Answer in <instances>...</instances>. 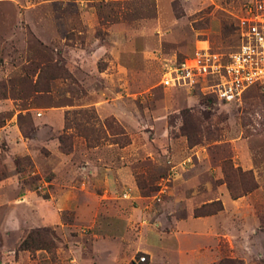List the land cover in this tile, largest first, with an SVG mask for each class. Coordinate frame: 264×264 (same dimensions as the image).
<instances>
[{"label": "rangeland", "instance_id": "rangeland-1", "mask_svg": "<svg viewBox=\"0 0 264 264\" xmlns=\"http://www.w3.org/2000/svg\"><path fill=\"white\" fill-rule=\"evenodd\" d=\"M248 1L0 0V264H264V85L159 80Z\"/></svg>", "mask_w": 264, "mask_h": 264}, {"label": "built area", "instance_id": "built-area-1", "mask_svg": "<svg viewBox=\"0 0 264 264\" xmlns=\"http://www.w3.org/2000/svg\"><path fill=\"white\" fill-rule=\"evenodd\" d=\"M235 25L238 44L232 50L203 46L190 55L165 59L160 85L200 90L224 102L240 100L250 88L264 85V0L245 3ZM120 196L130 199L132 190L125 188Z\"/></svg>", "mask_w": 264, "mask_h": 264}, {"label": "crops", "instance_id": "crops-1", "mask_svg": "<svg viewBox=\"0 0 264 264\" xmlns=\"http://www.w3.org/2000/svg\"><path fill=\"white\" fill-rule=\"evenodd\" d=\"M4 99H6V98H4ZM2 101H3V100H2ZM53 114H54V112H53V113H50V115H49V116H51V117H52V116H53ZM122 191H123V190H122ZM128 200H129V199H128Z\"/></svg>", "mask_w": 264, "mask_h": 264}, {"label": "trees", "instance_id": "trees-1", "mask_svg": "<svg viewBox=\"0 0 264 264\" xmlns=\"http://www.w3.org/2000/svg\"><path fill=\"white\" fill-rule=\"evenodd\" d=\"M62 138V137H61ZM62 141V140H61Z\"/></svg>", "mask_w": 264, "mask_h": 264}]
</instances>
